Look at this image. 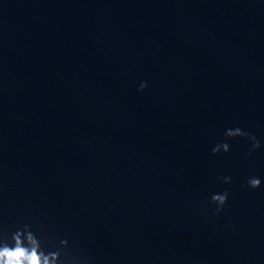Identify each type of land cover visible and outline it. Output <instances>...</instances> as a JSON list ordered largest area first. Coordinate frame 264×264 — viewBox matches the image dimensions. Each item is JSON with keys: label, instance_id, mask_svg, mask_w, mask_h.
Wrapping results in <instances>:
<instances>
[{"label": "water", "instance_id": "95a60500", "mask_svg": "<svg viewBox=\"0 0 264 264\" xmlns=\"http://www.w3.org/2000/svg\"><path fill=\"white\" fill-rule=\"evenodd\" d=\"M237 127L260 147L213 155ZM24 225L81 264H264V0H0V234Z\"/></svg>", "mask_w": 264, "mask_h": 264}, {"label": "clouds", "instance_id": "9594fccd", "mask_svg": "<svg viewBox=\"0 0 264 264\" xmlns=\"http://www.w3.org/2000/svg\"><path fill=\"white\" fill-rule=\"evenodd\" d=\"M148 87L147 82L140 84L139 91L143 92ZM225 141L216 144L212 149V154L217 155L221 152L228 153L230 145L228 140L243 138L251 142L252 152L260 147V141L243 129H226ZM224 183H231V177H220ZM261 186L259 177H250L247 181V187L255 190ZM229 193H214L211 196L210 203L214 204L215 213L218 215L224 210L228 202ZM46 237L37 235L30 225H24L11 233L10 237L0 234V264H81L80 259L69 253V242L67 239L59 241V245L54 249H48L44 240Z\"/></svg>", "mask_w": 264, "mask_h": 264}]
</instances>
